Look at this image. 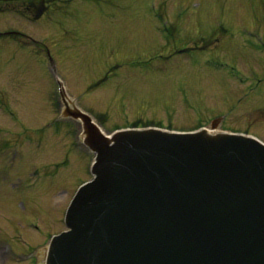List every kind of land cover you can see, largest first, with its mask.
<instances>
[{
    "label": "rangeland",
    "instance_id": "obj_1",
    "mask_svg": "<svg viewBox=\"0 0 264 264\" xmlns=\"http://www.w3.org/2000/svg\"><path fill=\"white\" fill-rule=\"evenodd\" d=\"M23 3L6 2L8 14L0 13V28L16 24L37 39L22 48L0 37V103L11 109L6 118L0 113V127L12 131L8 155L26 153L16 161L18 175L19 165H0V264H34L31 246L65 228L67 200L90 178L95 154L70 147L67 130L78 123L51 121L62 106L53 91L58 78L109 132L134 124L193 129L220 114L228 117L221 129L264 139V0H77L58 18L48 8L36 24L12 16L30 14ZM163 10L179 28L177 44L231 30L238 46L204 42L202 50L165 58L159 54L173 53L171 42L154 32L162 22L150 18Z\"/></svg>",
    "mask_w": 264,
    "mask_h": 264
},
{
    "label": "water",
    "instance_id": "obj_2",
    "mask_svg": "<svg viewBox=\"0 0 264 264\" xmlns=\"http://www.w3.org/2000/svg\"><path fill=\"white\" fill-rule=\"evenodd\" d=\"M49 264H264V144L154 128L104 135ZM113 142V143H112Z\"/></svg>",
    "mask_w": 264,
    "mask_h": 264
}]
</instances>
